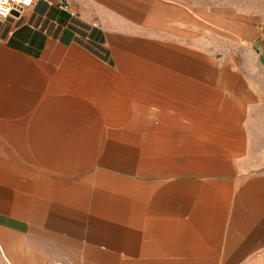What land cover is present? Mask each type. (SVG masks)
Returning a JSON list of instances; mask_svg holds the SVG:
<instances>
[{
	"label": "crops",
	"instance_id": "0c3cea01",
	"mask_svg": "<svg viewBox=\"0 0 264 264\" xmlns=\"http://www.w3.org/2000/svg\"><path fill=\"white\" fill-rule=\"evenodd\" d=\"M257 5L0 16V264H264Z\"/></svg>",
	"mask_w": 264,
	"mask_h": 264
},
{
	"label": "built area",
	"instance_id": "2783aa9c",
	"mask_svg": "<svg viewBox=\"0 0 264 264\" xmlns=\"http://www.w3.org/2000/svg\"><path fill=\"white\" fill-rule=\"evenodd\" d=\"M36 0H0V16L8 17L15 11H22L34 4Z\"/></svg>",
	"mask_w": 264,
	"mask_h": 264
},
{
	"label": "rangeland",
	"instance_id": "374dc122",
	"mask_svg": "<svg viewBox=\"0 0 264 264\" xmlns=\"http://www.w3.org/2000/svg\"><path fill=\"white\" fill-rule=\"evenodd\" d=\"M258 2L263 3V5H257L258 7H264V0H257ZM258 12H262L264 13V9L258 10ZM257 133V141H258V146H262V148L264 149V123H259L258 124V128L256 130ZM261 136V138H260ZM260 156V155H258ZM262 157H264V155H262Z\"/></svg>",
	"mask_w": 264,
	"mask_h": 264
},
{
	"label": "bare ground",
	"instance_id": "6f19581e",
	"mask_svg": "<svg viewBox=\"0 0 264 264\" xmlns=\"http://www.w3.org/2000/svg\"><path fill=\"white\" fill-rule=\"evenodd\" d=\"M184 92V91H183ZM137 122V121H136ZM136 125V124H135ZM140 125V124H139ZM138 127V126H137ZM148 127V126H147ZM152 127V126H151ZM150 126H149V128H151ZM158 133V132H157ZM159 134V133H158ZM154 135V134H153ZM157 136V135H156ZM150 137H152V135L150 136ZM154 137V136H153ZM158 137V136H157ZM110 191V190H109ZM101 216V215H100ZM102 220H104V219H102ZM93 224V223H92ZM95 225V224H94ZM106 229H108V228H106ZM112 230V229H111ZM98 231V230H97ZM100 232V231H99ZM103 236H105V235H103Z\"/></svg>",
	"mask_w": 264,
	"mask_h": 264
},
{
	"label": "snow or ice",
	"instance_id": "6c2138e0",
	"mask_svg": "<svg viewBox=\"0 0 264 264\" xmlns=\"http://www.w3.org/2000/svg\"><path fill=\"white\" fill-rule=\"evenodd\" d=\"M25 2H29V0H25Z\"/></svg>",
	"mask_w": 264,
	"mask_h": 264
}]
</instances>
